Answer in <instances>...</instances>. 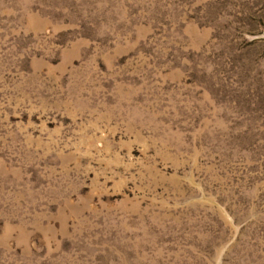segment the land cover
<instances>
[{"label": "rangeland", "instance_id": "obj_1", "mask_svg": "<svg viewBox=\"0 0 264 264\" xmlns=\"http://www.w3.org/2000/svg\"><path fill=\"white\" fill-rule=\"evenodd\" d=\"M0 264H264V0H0Z\"/></svg>", "mask_w": 264, "mask_h": 264}]
</instances>
